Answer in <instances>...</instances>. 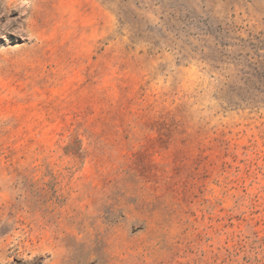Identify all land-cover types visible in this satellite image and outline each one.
<instances>
[{"label": "rangeland", "instance_id": "rangeland-1", "mask_svg": "<svg viewBox=\"0 0 264 264\" xmlns=\"http://www.w3.org/2000/svg\"><path fill=\"white\" fill-rule=\"evenodd\" d=\"M0 264H264V0H0Z\"/></svg>", "mask_w": 264, "mask_h": 264}]
</instances>
